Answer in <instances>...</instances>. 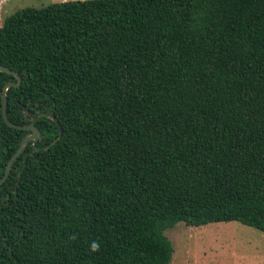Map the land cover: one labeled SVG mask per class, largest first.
<instances>
[{"label": "trees", "instance_id": "trees-1", "mask_svg": "<svg viewBox=\"0 0 264 264\" xmlns=\"http://www.w3.org/2000/svg\"><path fill=\"white\" fill-rule=\"evenodd\" d=\"M0 64L7 119L40 136L0 184V264H168L177 222L264 232V0L23 7ZM27 133L0 106V177Z\"/></svg>", "mask_w": 264, "mask_h": 264}, {"label": "rangeland", "instance_id": "rangeland-1", "mask_svg": "<svg viewBox=\"0 0 264 264\" xmlns=\"http://www.w3.org/2000/svg\"><path fill=\"white\" fill-rule=\"evenodd\" d=\"M65 0H0V24L23 7ZM172 246L168 264H264V232L236 221L187 226L177 222L163 230Z\"/></svg>", "mask_w": 264, "mask_h": 264}, {"label": "water", "instance_id": "water-1", "mask_svg": "<svg viewBox=\"0 0 264 264\" xmlns=\"http://www.w3.org/2000/svg\"><path fill=\"white\" fill-rule=\"evenodd\" d=\"M0 72H5L10 74L11 76H13L16 80L15 83H12L11 81L5 83L2 88H1V92H0V98H1V116L4 120V122L12 127V128H16V129H21V130H28L29 133L25 134L17 148L15 149V151L10 155L9 159L7 160L6 164H5V168L4 171L0 177V184L6 179L7 175H8V171L10 169V165L11 162L13 161V159L23 150V148L27 145L28 141H31V143L33 144L37 139L40 138L39 136V132L37 130V128L34 126L33 122H30L26 125H19V124H15V123H11L7 117H6V97H5V91L8 87L10 86H17L20 83V76L13 70L9 69L6 66H3L0 64ZM35 118V116H33V119ZM59 130V135L61 134V129L60 127H58Z\"/></svg>", "mask_w": 264, "mask_h": 264}, {"label": "clouds", "instance_id": "clouds-1", "mask_svg": "<svg viewBox=\"0 0 264 264\" xmlns=\"http://www.w3.org/2000/svg\"><path fill=\"white\" fill-rule=\"evenodd\" d=\"M99 249V244L95 241L92 242V244L90 245V250L95 252Z\"/></svg>", "mask_w": 264, "mask_h": 264}, {"label": "flooded vegetation", "instance_id": "flooded-vegetation-1", "mask_svg": "<svg viewBox=\"0 0 264 264\" xmlns=\"http://www.w3.org/2000/svg\"><path fill=\"white\" fill-rule=\"evenodd\" d=\"M9 82V81H8ZM13 83V82H12ZM15 83V82H14ZM28 142H31V141H28Z\"/></svg>", "mask_w": 264, "mask_h": 264}]
</instances>
